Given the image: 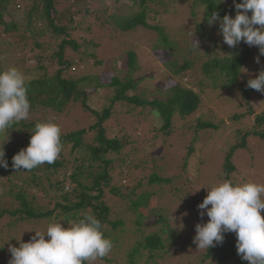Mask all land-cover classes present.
<instances>
[{"label": "rangeland", "instance_id": "374dc122", "mask_svg": "<svg viewBox=\"0 0 264 264\" xmlns=\"http://www.w3.org/2000/svg\"><path fill=\"white\" fill-rule=\"evenodd\" d=\"M59 1L57 8L60 12L71 10L76 15L77 25L78 22H81V24L79 23V30L73 33L72 37L78 41L82 37L84 40H81V42L91 39L92 44L96 45L95 54L103 64L94 73H99L98 77L101 78L103 83H110L114 76L124 79L128 73L127 54L130 51H135L139 65L138 70L133 74V80L138 83L137 90H135L136 95H140L145 99L166 100V97L162 94L163 89L171 85L170 81H168L170 84L166 83L167 75H170L184 86L199 93L203 101V108H200L198 112L185 120L177 118L168 135L166 132L159 130L163 126V120L159 114L154 115L158 112L153 111L146 118L147 115L138 116V112L134 108L135 112L132 113L133 111L129 112L130 109L122 104L115 107L116 116L105 123L107 137L112 139L126 137L127 135L136 141L127 145L120 156H113L116 167L125 165L122 163L123 159V161L129 162L127 168L134 167L132 170L136 175L135 178L129 177L128 181L123 179L120 184L127 185L128 182L127 186L130 188L133 187L134 179L136 183L144 181L142 189L144 191L148 185L146 179L154 171H160L162 176L171 178L184 174L185 177L190 178V181L184 188H182L184 185L183 180L174 182V185L165 189V195L163 196L159 193L151 195V198L140 199L139 211L135 209L128 211L122 201L114 200L111 205L117 202L118 207L117 211H112L109 220L121 219L125 222V225L112 236L114 240L112 241L114 242L113 248L104 257L110 261L98 259L94 264H127L129 251L139 241H144L146 236L157 232L154 226H152L153 228H145L144 226L143 222L148 224V220L153 215L154 218L158 213V211H141V207H146L147 204L153 206L158 204L160 212L169 217L170 223L176 228L178 235L175 243L170 246L169 253L165 254V258L160 264H249L248 261L242 260L240 255L237 254L235 233H225L223 242L217 244L209 256H207L209 250H198L193 243V239L196 235V225L204 224L209 219L206 215L201 218L198 205L203 202L207 190L226 181V179H223L225 173L223 166L226 163L225 157L228 149L239 143L244 135L253 131L254 115L264 111V94L258 91L252 92L248 95V99L245 94L246 91L251 90L247 87L248 80L256 78L258 73L264 70V56H260L259 51H257L258 46L250 47L242 41V45L248 46L253 51L240 79V86L245 90H239L238 88L224 91L201 90L198 86L201 81L198 72L195 73L194 80L188 78L186 74L182 79L175 78L173 73L176 71L175 66L178 62H182L184 59L194 61V63L203 61L205 58H198V55L205 52V47L209 49L212 43L218 41V38L220 40L215 53L219 57L226 55L225 43L223 38L219 37L217 24L211 28L205 40L206 42L203 44L200 43L195 25L193 20L188 17L186 8L183 9L182 6H177V11L174 14L156 15L151 12L148 22L151 25L159 26L166 32L165 37L161 38L158 33L150 32L144 28H138L133 32L120 31L119 25L130 18L136 10V8H132L133 6L128 0ZM0 3L2 2L0 1ZM18 4H20L21 9L20 6L18 8ZM18 4L12 2L8 4L9 10H14V16L6 13L3 18L5 22L12 21L13 17L16 20H21L20 18H22V13H24L26 7L21 0ZM249 16H251V11H249ZM26 30L27 28L24 32ZM28 34L29 32L26 31L25 35L27 37ZM21 37L18 34L0 37V71H6L14 67L25 75L26 81L36 79L44 74L37 59L40 53L43 55L41 65L45 68L49 67L51 73L58 69V65L53 63L50 65L47 60L48 54L51 52L43 53V50L34 48L33 41H26ZM30 37L33 36L30 35ZM54 39H56V42ZM38 40L39 43L43 44L44 51L48 45L52 47V51L54 48H58L59 39L55 38V35L46 34L41 39L38 37ZM192 42L197 44L198 47ZM191 46L194 49L186 52L185 49ZM85 50L91 53L87 47L82 49V51ZM67 55L73 57L74 54L71 50H68ZM87 56L86 62L88 61L87 63L92 65L94 59H91L90 54ZM257 57L260 60L259 64L256 62ZM89 91L92 94L90 105L99 111L110 104L109 98L114 95V92L107 87L96 90L90 89ZM250 111H252V114ZM202 113L207 116L210 115L211 120L219 124V128L218 130H204L198 134L199 137L194 146L196 151L190 157L189 166L184 168L189 146L196 136L194 133L195 125ZM32 114L34 123L53 122L65 134L83 128L88 129L93 122L90 114L74 105L67 106L61 113L54 111V109L38 107ZM236 115L238 118L234 119ZM96 134V132L90 131L86 136V142L93 143ZM26 137V133L17 136L15 133L10 135L5 130L0 133V144L4 143L6 147L13 149L23 148L25 146L23 140ZM71 148L70 145L64 150V156L70 165L67 168L60 169L56 175L51 177L52 184L63 180L71 172V164L77 157L76 153L71 152ZM232 163L236 170L231 175V181L236 185L248 182L264 185V140L248 136L246 146L236 151ZM185 170H187L186 173ZM4 176L6 175H3L0 167V191L3 193L13 186L23 185L24 180L30 179L29 174L22 173L19 175V179L15 178L13 183L10 184ZM116 182H119V180L116 179ZM29 184L31 185V183ZM175 186L179 188V191L174 192ZM5 188L7 189L5 190ZM1 192L0 209L14 210L13 208L17 206L14 199L8 196L2 197ZM27 192L38 197V203L45 209H54L55 198L59 195L57 190L48 187L45 180L40 186L32 185ZM108 197L112 196L108 195ZM108 199L111 203L112 198ZM58 211L49 220L19 221L9 216L1 219L0 264H8L11 259V253L8 250L9 245L19 247V243L29 242L31 237L35 235V231L45 232L49 223H62V218L56 216ZM261 215L264 217V210H261Z\"/></svg>", "mask_w": 264, "mask_h": 264}, {"label": "trees", "instance_id": "16d2710c", "mask_svg": "<svg viewBox=\"0 0 264 264\" xmlns=\"http://www.w3.org/2000/svg\"><path fill=\"white\" fill-rule=\"evenodd\" d=\"M0 1L3 3V7L2 3H0V37L3 35L18 34L26 41L31 40L33 41L34 48L43 50V53L51 52L47 57L50 65L52 63L58 65V69L54 73H51L49 72V67L45 68L41 65L43 61L42 53L37 56L39 67L44 71V74L36 79L26 81L28 89L27 96L31 105L29 116L25 120L14 121L6 129L10 135L15 133L17 136H21L26 133L27 137L23 140L25 146L23 148L13 149L6 147L4 143L0 144V150L4 149V158L8 162L7 168L1 167V171H3V175H6L4 177L7 178V181L12 184L13 180L15 178L19 179V175L22 173H27L30 176V179L24 180L21 186H13L8 191H4L5 194L0 191L2 197L8 196L14 199V203L17 204L15 208H13L14 206L12 207L14 210L11 211L0 209V220L8 216L19 221L49 220L56 211L60 210L56 216L57 218H62V224L66 227L69 226L71 221H77L85 214H89L94 215L101 222L104 236L114 241L112 236L118 229L125 225V222L121 219L116 221L109 220L112 211H117V202L115 201L116 203L111 205L114 200L118 199L122 201V204L127 207L128 211H133L134 209L139 211L141 206L139 203L140 199L151 198V195L159 193L163 196L165 195V189L174 185L173 183L177 181L183 180L184 185L182 188H184L186 184H189L190 178L185 177L186 175L184 174L174 178L164 177L160 174V171H154L146 179L148 185L144 191H142L144 181L136 183L134 179L133 187L130 188L127 186L128 182L127 185L120 184L123 179L128 181L129 177L131 178L136 175L132 170L134 167L127 168L128 161H123L122 159V163L125 165H118L119 167H116L113 156H120L122 150L127 145L136 141L127 135L126 137L122 136L121 138L109 139L107 137L105 123L116 116L115 107L118 104H122L130 109L129 112L133 111L132 113H134L137 111L138 116L147 115L145 116L146 118L151 112H158L163 120V126L159 130L166 132L168 135L177 118L185 120L198 112L200 108H203L202 98L199 93L184 86L180 81L178 82L173 77H170V75H167L166 83L170 84L168 83L170 81L171 85L163 89L164 92L162 94L166 97V100H151L136 95L135 90H137L138 83L133 80V74L138 70L139 65L135 51H130L127 54L128 73L126 77L120 79L114 76L110 80V83H103L101 78L98 77L99 73H94L103 64L100 59H97L95 54L94 49L96 45L92 44L91 39L81 42V40H84L82 37H80L81 40L79 41L72 37V34L79 30L81 22H78L77 25L76 15L71 10L60 12L57 8L60 3L59 0H21L22 4L26 7V10L22 13V18H20L21 20H16L13 17V20L8 23L3 19L6 13L14 16V10L10 11L8 4L10 2L18 4L19 0ZM128 1L132 4V8H136V10L130 18L119 25L120 31L133 32L138 28H144L150 32H156L161 38H164L166 32L159 26L151 25L148 22L149 14L151 12H154L156 15L174 14L177 11L176 8L182 6L183 9L186 8L188 17L193 20L196 34L200 38V43L203 44H205V40L214 25H218L219 31L218 22L211 25L208 23V19L213 12L218 13L220 18H223L224 15H230L234 18L236 15L233 0ZM240 2L242 0H236V3ZM19 6L20 4H18V8ZM198 16L200 17L199 19ZM24 27L29 32L28 37L25 35L26 31L24 32ZM46 34L55 35V38L59 39L57 49L54 48L52 51V47L48 45L44 51L43 44L41 42L39 43L38 37L41 39ZM30 35L33 37H30ZM219 37L222 36L219 34ZM54 40L56 42V39ZM218 41L212 43L209 49L205 47V52L198 55V58H205L203 61L194 63V61L184 59V61L178 62L175 66L176 71L173 73L175 74L174 77L182 79L186 74L188 78L194 80V75L198 72L201 78L198 86L201 90L212 89L224 91L237 88L239 90H245L240 86V79L253 51L248 46L242 45V41L235 48H230L225 43L224 50L226 51V55L219 57L215 53L218 49ZM85 47L91 53L88 50L82 51ZM201 47L204 48L203 46ZM193 49L191 46L185 50L189 52ZM68 50L73 52V57L67 55ZM257 51H259L258 48ZM88 54H90L91 59H94L92 65L87 63L88 61L86 62ZM105 87L111 89L114 95L109 98L110 104L104 107L102 111H99L90 105L92 94L89 90L103 89ZM252 92H256V90L251 89L245 92L247 99L248 95ZM71 105L79 106L92 116L93 122L89 128L79 129L67 134L61 131L62 151L54 163H44L31 171L21 169L24 172H17V170H14L12 168L13 156L29 146L32 132L35 129L36 123H34L32 113L38 107L54 109V111L61 113L67 106ZM250 112L252 114V111ZM237 118V115L234 116V119ZM218 128L219 124L212 121L210 115L207 116L202 113L195 125L194 133L196 136L189 146L184 168L189 166L190 157L196 151L194 146L199 137L198 134L204 130H218ZM90 131L97 133L94 142L91 144L86 142V136ZM248 136L258 137L264 140V111L254 115L253 131L244 135L239 143L232 145L228 149L225 157L226 163L223 166L225 172L223 179L231 181V175L236 170L232 159L239 148L246 146ZM70 145L72 146L71 152L77 154V157H75L71 164L72 170L66 175V178L52 184L51 177L56 175L60 169L67 168L70 165L64 156L65 148ZM184 172L186 173L187 170ZM116 179L119 182H116ZM44 180L48 183L49 188L59 192V195L55 198L54 209H45V207L38 203V197L30 195L27 192L28 188L32 185L40 186ZM232 183L236 185L233 181ZM176 191H179V188L175 186L174 192ZM108 195L112 197H108ZM107 197L112 198L111 203ZM145 206L141 207V211H158L154 218L153 215L148 220V224L143 222L145 228H153L152 226H154L157 232L146 236L144 241H139L129 251L127 254V264H142V262L143 264H160L165 258V254L169 253L170 246L178 238L176 228L170 223L169 217L160 212L161 210H159L160 207L158 204L154 206L147 204ZM213 249L215 248L212 247L209 249L207 256L211 255ZM102 260L110 261L108 258H103Z\"/></svg>", "mask_w": 264, "mask_h": 264}, {"label": "clouds", "instance_id": "9594fccd", "mask_svg": "<svg viewBox=\"0 0 264 264\" xmlns=\"http://www.w3.org/2000/svg\"><path fill=\"white\" fill-rule=\"evenodd\" d=\"M233 5L234 18L230 15L220 18L213 12L208 23L218 22L219 34L230 48L243 41L250 47L258 46L260 56H264V0H242L240 3L233 0ZM256 62L260 63L259 57ZM247 87L264 94V70L256 78L249 79ZM27 91L25 75L21 71L14 67L0 71V133L14 121L28 118L31 105ZM60 137L61 129L57 124L36 123L29 146L13 156L12 168L24 172L21 169L31 171L44 163H54L62 151ZM4 157L2 149L0 167L7 168ZM198 209L201 218L204 215L209 218L195 227L193 243L198 250H209L221 244L224 234L231 232L235 233L237 254L242 260L249 264H264V217L261 215L264 185L252 182L234 185L226 180L207 190ZM34 233L29 242H21L19 247L9 245L11 259L8 264H94L113 248L111 239L103 234L101 222L89 214L71 221L69 226L53 222L48 224L45 232Z\"/></svg>", "mask_w": 264, "mask_h": 264}]
</instances>
